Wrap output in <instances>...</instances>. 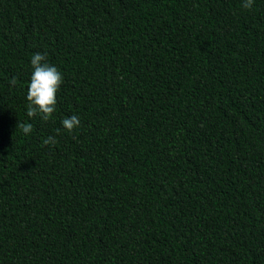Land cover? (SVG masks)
Here are the masks:
<instances>
[{"label":"trees","instance_id":"16d2710c","mask_svg":"<svg viewBox=\"0 0 264 264\" xmlns=\"http://www.w3.org/2000/svg\"><path fill=\"white\" fill-rule=\"evenodd\" d=\"M243 2L0 0V264H264V0ZM34 53L63 76L48 121Z\"/></svg>","mask_w":264,"mask_h":264},{"label":"clouds","instance_id":"9594fccd","mask_svg":"<svg viewBox=\"0 0 264 264\" xmlns=\"http://www.w3.org/2000/svg\"><path fill=\"white\" fill-rule=\"evenodd\" d=\"M254 0H244L242 7L251 9ZM32 73L30 83L27 86V112L29 118L40 116L44 121L52 118L56 111L57 93L63 83L61 72L47 62L45 53H34L31 58ZM10 83L15 86L17 80L13 77ZM63 128L71 134L74 129L80 127V120L76 115L71 118H64L62 121ZM17 129L22 130L23 134L28 135L32 132L33 126L30 123H18ZM56 139L48 136L43 140L44 145H54Z\"/></svg>","mask_w":264,"mask_h":264}]
</instances>
